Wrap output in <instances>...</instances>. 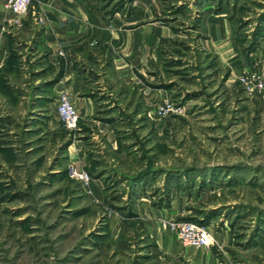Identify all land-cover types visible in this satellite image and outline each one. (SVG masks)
<instances>
[{
	"label": "rangeland",
	"instance_id": "374dc122",
	"mask_svg": "<svg viewBox=\"0 0 264 264\" xmlns=\"http://www.w3.org/2000/svg\"><path fill=\"white\" fill-rule=\"evenodd\" d=\"M53 4L77 18L114 19L123 33L87 64L119 66L113 104H100L118 118L100 122L114 125L126 160L104 149L92 152L94 165L78 162L84 127L63 126L56 109L66 92L49 89L63 74L64 48L57 43L52 63L46 45L32 55L30 34L49 26L42 7ZM32 5L40 22L0 1V264H264V0ZM144 54L139 75L130 65ZM114 155L118 165L107 167ZM169 221L200 223L213 243L185 245Z\"/></svg>",
	"mask_w": 264,
	"mask_h": 264
},
{
	"label": "crops",
	"instance_id": "0c3cea01",
	"mask_svg": "<svg viewBox=\"0 0 264 264\" xmlns=\"http://www.w3.org/2000/svg\"><path fill=\"white\" fill-rule=\"evenodd\" d=\"M0 1L2 4V0ZM73 4V2H65L64 8L71 11V6ZM42 8L48 11V18L50 23L49 26L44 27L43 30H41L40 32L36 34H30L31 38H33L34 35L38 38V40H36V45L34 46V49L32 51V55L34 56V58H39L41 55V47L43 45H46L51 48L52 51L49 50L50 54L47 55L45 59L47 62L52 63V58L54 57L56 49L58 47L57 43L59 42V46H62V48H64V60L62 70L63 74L59 79L58 83H56L53 87L49 89H54L55 92H57V87L62 86L64 88L66 95L73 103L78 113L79 126L84 127V131H82V136L74 144V149L75 151H77L78 162L83 166H88L89 164L94 165L93 161H96L95 157L92 156V152L94 150L95 152H97V150L99 152H103L104 149H108L109 151L114 152L115 155L119 157L118 152L120 151V148H122V141H118V136L116 134V131L114 130V125L112 123L100 122V120L102 119H104V121L112 119V116L115 120L116 118H118L117 115L115 116L110 113H102V107L100 108V104H113V102H111L110 100L111 96L114 95V89L110 86V81L112 80L111 74L114 75V73H119L117 70L119 66L114 65L103 67V65L101 64L96 66L92 63L87 64V62H90L89 59L92 61H100L101 58L95 59V54H98V52L96 51H100V49L104 46H106L107 48L109 44H111L112 47H114L115 44L119 45L121 40L117 39H120V36L123 37V33L119 30V28H117V31L120 32H116L115 26L114 28H111V26H113L112 22L114 19H88L84 15L80 16V18H77L73 16L72 13H68V11L66 10H64L63 14V12L58 7H56L55 4L51 6L44 5ZM77 8H79L78 4L76 9ZM29 20L25 21L24 25H27V23H29ZM87 24L90 25L88 26ZM141 33L143 32L141 31ZM148 40L149 36L148 34H146L144 38L141 37L140 42L142 43V41H144V43L147 44ZM0 42V47L4 49V38H1ZM130 47H132V40L130 42ZM3 52L5 53V51ZM145 54L140 56L139 60H135L136 65H130V68L134 67V73L136 72L139 75L143 74V71L146 68ZM41 67L42 65H38V68L34 69V72H38L40 69H42ZM41 79L42 78L40 76H37L34 80L35 85L31 87L35 89L41 87ZM42 81L44 82L45 80ZM45 88L46 86L38 88L39 91H37L36 95H34L33 97H37L40 99L43 98V95L41 93L42 90ZM49 89L47 90L49 91ZM139 89L141 91V103L143 104L144 100V104H147L148 98H144V95H147V92L143 91L145 90L144 88ZM102 96L103 98L102 100H100V97ZM36 105L42 106V100H38ZM107 107L108 106H106V108ZM119 112L120 111H118V114ZM124 115V113H121L120 116ZM94 124L97 127L96 131H94L93 129V127H95ZM112 156L110 159H108L109 157L105 158V163L108 164L106 165L107 167L112 166L113 168H115V166L118 165L119 158L121 160L127 159V156L125 157V154L124 156H120L119 158L116 156L114 158ZM128 160L130 161L131 159L128 157ZM99 164L100 163L95 166V169L101 166V164L100 166ZM115 171L118 178L120 176L127 177V175L124 173L125 171ZM91 175V184L95 187L100 185L101 177H96V174L94 173H91Z\"/></svg>",
	"mask_w": 264,
	"mask_h": 264
},
{
	"label": "built area",
	"instance_id": "2783aa9c",
	"mask_svg": "<svg viewBox=\"0 0 264 264\" xmlns=\"http://www.w3.org/2000/svg\"><path fill=\"white\" fill-rule=\"evenodd\" d=\"M33 0H2L3 7L14 16H24L29 12L34 20L40 22L42 19L36 15L32 5ZM254 78V76H253ZM247 83V81H245ZM258 87H263L262 82H258ZM57 114L63 126L70 130L78 128V113L66 93L61 92L57 99ZM72 176L88 184L89 177L85 172L72 170ZM169 230L176 232L177 237L185 245L195 247H208L213 243V237L205 226L186 221H169L165 224Z\"/></svg>",
	"mask_w": 264,
	"mask_h": 264
},
{
	"label": "trees",
	"instance_id": "16d2710c",
	"mask_svg": "<svg viewBox=\"0 0 264 264\" xmlns=\"http://www.w3.org/2000/svg\"><path fill=\"white\" fill-rule=\"evenodd\" d=\"M200 224V223H199Z\"/></svg>",
	"mask_w": 264,
	"mask_h": 264
}]
</instances>
